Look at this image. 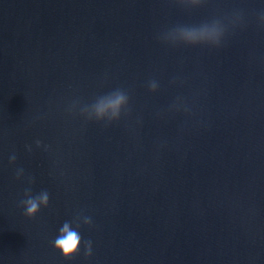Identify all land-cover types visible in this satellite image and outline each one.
<instances>
[{"label": "water", "instance_id": "obj_1", "mask_svg": "<svg viewBox=\"0 0 264 264\" xmlns=\"http://www.w3.org/2000/svg\"><path fill=\"white\" fill-rule=\"evenodd\" d=\"M116 89L118 120L80 114ZM0 264H264V216L128 0H0Z\"/></svg>", "mask_w": 264, "mask_h": 264}, {"label": "clouds", "instance_id": "obj_2", "mask_svg": "<svg viewBox=\"0 0 264 264\" xmlns=\"http://www.w3.org/2000/svg\"><path fill=\"white\" fill-rule=\"evenodd\" d=\"M183 3H190L197 5L200 0H181ZM264 21V16L261 17ZM226 27L218 19H214L211 22H204L200 25H184L171 29L164 39L172 44L183 43L185 45H211L219 46L225 35ZM149 87L152 91L157 90V83L151 81ZM129 95L122 89H116L106 95H103L90 106L85 105L80 108V114L88 120L95 119L96 121L107 120L109 123L118 120L122 111H127L129 104ZM75 107V102L73 108ZM37 146L40 145V141H36ZM29 150L30 147H29ZM10 162L16 160V156L12 155ZM24 170L22 168L17 169L16 176L19 179L23 176ZM31 182V178H29ZM25 199L21 201V205L24 207V214L27 217H34L42 206L47 207L49 204V193L41 191L38 195L33 196L30 189L25 190ZM79 219V218H77ZM84 224H91V219L85 217L83 219ZM80 224L76 222V228L72 227V223L65 221L62 227L59 229V235L54 241V247L63 257L66 259L72 258L78 253L81 244V235L78 229ZM86 255H91V242L85 243Z\"/></svg>", "mask_w": 264, "mask_h": 264}]
</instances>
